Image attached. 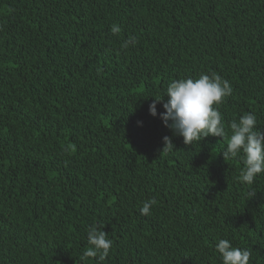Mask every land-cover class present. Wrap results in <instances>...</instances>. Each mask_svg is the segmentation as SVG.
I'll use <instances>...</instances> for the list:
<instances>
[{
	"label": "trees",
	"instance_id": "16d2710c",
	"mask_svg": "<svg viewBox=\"0 0 264 264\" xmlns=\"http://www.w3.org/2000/svg\"><path fill=\"white\" fill-rule=\"evenodd\" d=\"M0 264H264V0H0Z\"/></svg>",
	"mask_w": 264,
	"mask_h": 264
}]
</instances>
